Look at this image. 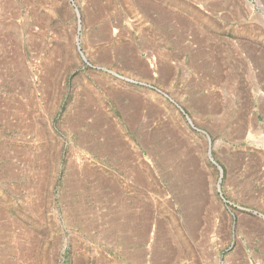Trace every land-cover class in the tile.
<instances>
[{
  "label": "rangeland",
  "instance_id": "374dc122",
  "mask_svg": "<svg viewBox=\"0 0 264 264\" xmlns=\"http://www.w3.org/2000/svg\"><path fill=\"white\" fill-rule=\"evenodd\" d=\"M263 139L264 0H0V264H264Z\"/></svg>",
  "mask_w": 264,
  "mask_h": 264
},
{
  "label": "water",
  "instance_id": "95a60500",
  "mask_svg": "<svg viewBox=\"0 0 264 264\" xmlns=\"http://www.w3.org/2000/svg\"><path fill=\"white\" fill-rule=\"evenodd\" d=\"M219 188H220V185H219Z\"/></svg>",
  "mask_w": 264,
  "mask_h": 264
},
{
  "label": "bare ground",
  "instance_id": "6f19581e",
  "mask_svg": "<svg viewBox=\"0 0 264 264\" xmlns=\"http://www.w3.org/2000/svg\"><path fill=\"white\" fill-rule=\"evenodd\" d=\"M263 141H264V139H263Z\"/></svg>",
  "mask_w": 264,
  "mask_h": 264
}]
</instances>
